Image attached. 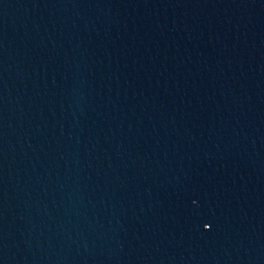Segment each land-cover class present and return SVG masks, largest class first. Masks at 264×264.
Returning <instances> with one entry per match:
<instances>
[{
  "label": "water",
  "instance_id": "95a60500",
  "mask_svg": "<svg viewBox=\"0 0 264 264\" xmlns=\"http://www.w3.org/2000/svg\"><path fill=\"white\" fill-rule=\"evenodd\" d=\"M0 264H264V0H0Z\"/></svg>",
  "mask_w": 264,
  "mask_h": 264
}]
</instances>
